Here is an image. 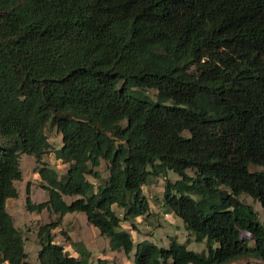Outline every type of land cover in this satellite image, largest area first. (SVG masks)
<instances>
[{"label":"trees","instance_id":"16d2710c","mask_svg":"<svg viewBox=\"0 0 264 264\" xmlns=\"http://www.w3.org/2000/svg\"><path fill=\"white\" fill-rule=\"evenodd\" d=\"M48 127L69 168L40 166L45 202L27 186L29 211L60 215L40 228V264H90L54 240L74 212L130 254L122 222L149 214L144 186L169 170L165 205L207 250L145 239L135 264H264V222L242 199L264 208V0H0V264H28L7 200L21 156L51 148Z\"/></svg>","mask_w":264,"mask_h":264},{"label":"rangeland","instance_id":"374dc122","mask_svg":"<svg viewBox=\"0 0 264 264\" xmlns=\"http://www.w3.org/2000/svg\"><path fill=\"white\" fill-rule=\"evenodd\" d=\"M153 100L157 99V90L150 89L146 93ZM126 123V122H124ZM47 135L51 143V148L39 160L34 155L23 154L21 156V169L23 179L16 182L19 196L7 200V210L12 215L15 225L22 232L25 238V248L28 253V264H40L38 253L41 249V226L57 221L60 215L47 209L42 212L29 211L26 200L28 197L27 186L30 185V197L33 203L45 202L49 199V192L43 187V180L39 174V168L46 163L55 169L59 176H63L69 164L58 159L55 150L62 147L63 135L57 129L48 127ZM252 170H260L261 167H251ZM100 170L102 178L95 179L89 177L96 185L104 183L108 176V164L103 160ZM192 174V171H189ZM179 175L169 170L166 175L152 176L147 185L144 186V195L150 202V212L148 215L132 218L123 221L122 227L130 231L135 241V248L130 254L123 250L113 251L110 248L109 239L101 235L99 229L92 225L84 212H74L66 214L60 225L53 229L54 240L63 245L65 251L78 258L86 257L89 253L90 264H135L136 245L147 239L159 246H168L172 237H176L179 242L187 243L188 248L196 252L207 250L204 242H197L194 236L186 229L182 218L170 213L164 202V192L168 180L176 181ZM77 196H66L68 202L73 201ZM242 199L250 203L259 212V218L264 222V208L261 203L255 201L250 196H242ZM116 213L123 217L125 209L117 205L113 206ZM250 237L249 234L245 235ZM2 264H8L7 262ZM231 264H261L260 260L244 257Z\"/></svg>","mask_w":264,"mask_h":264}]
</instances>
